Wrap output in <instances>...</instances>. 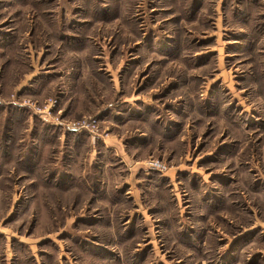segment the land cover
I'll return each mask as SVG.
<instances>
[{
    "label": "rangeland",
    "instance_id": "obj_1",
    "mask_svg": "<svg viewBox=\"0 0 264 264\" xmlns=\"http://www.w3.org/2000/svg\"><path fill=\"white\" fill-rule=\"evenodd\" d=\"M0 264H264V0H0Z\"/></svg>",
    "mask_w": 264,
    "mask_h": 264
},
{
    "label": "built area",
    "instance_id": "obj_2",
    "mask_svg": "<svg viewBox=\"0 0 264 264\" xmlns=\"http://www.w3.org/2000/svg\"><path fill=\"white\" fill-rule=\"evenodd\" d=\"M87 126H89V128L93 127V129H95V122H90L87 120H82L80 122H72L70 125H67V129L71 130V131H79L82 130L84 128H86ZM93 131V130H92ZM146 166L150 169V170H155L158 172H163L165 170L164 165L159 162L158 160H150L146 163Z\"/></svg>",
    "mask_w": 264,
    "mask_h": 264
},
{
    "label": "crops",
    "instance_id": "obj_3",
    "mask_svg": "<svg viewBox=\"0 0 264 264\" xmlns=\"http://www.w3.org/2000/svg\"><path fill=\"white\" fill-rule=\"evenodd\" d=\"M73 143H75V140L73 141ZM119 143H120L119 137L115 138L112 135L108 140L104 141L103 143L101 142L100 144L102 145H99V148L101 149V152L104 155L107 153V150H112L115 153V155H118V154L120 155L123 152V150H121V145ZM101 169L102 168L100 167V170ZM106 169H107V165H106L105 170Z\"/></svg>",
    "mask_w": 264,
    "mask_h": 264
}]
</instances>
